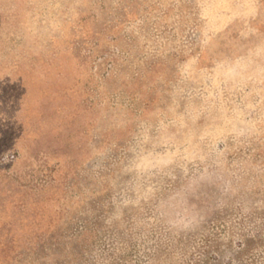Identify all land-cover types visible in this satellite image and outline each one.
Listing matches in <instances>:
<instances>
[{
	"label": "rangeland",
	"instance_id": "obj_1",
	"mask_svg": "<svg viewBox=\"0 0 264 264\" xmlns=\"http://www.w3.org/2000/svg\"><path fill=\"white\" fill-rule=\"evenodd\" d=\"M0 264H264V0H0Z\"/></svg>",
	"mask_w": 264,
	"mask_h": 264
}]
</instances>
